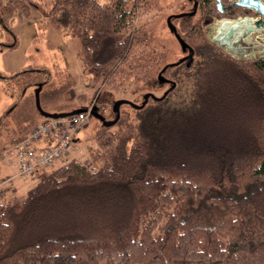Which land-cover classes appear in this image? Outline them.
<instances>
[{
  "label": "trees",
  "instance_id": "trees-1",
  "mask_svg": "<svg viewBox=\"0 0 264 264\" xmlns=\"http://www.w3.org/2000/svg\"><path fill=\"white\" fill-rule=\"evenodd\" d=\"M32 5L0 0V17ZM40 8L81 42L96 84L124 91L155 71L177 83L142 108L125 104L132 112L103 125L84 162L45 170L23 196L0 188V264H264V56L209 43L208 21L226 15L216 1L194 0L172 24L189 66L150 36L155 0Z\"/></svg>",
  "mask_w": 264,
  "mask_h": 264
},
{
  "label": "rangeland",
  "instance_id": "rangeland-1",
  "mask_svg": "<svg viewBox=\"0 0 264 264\" xmlns=\"http://www.w3.org/2000/svg\"><path fill=\"white\" fill-rule=\"evenodd\" d=\"M28 1L34 5L29 8L27 14L16 11L9 19L3 20L0 17V176L5 179L14 174L9 168L16 169V167L2 157L3 146L8 145L13 139H21L42 118L36 105L37 91H39L41 108L46 112L61 113L65 110L77 109V106L95 107L98 114L103 116L104 121L91 117L90 122L79 130L80 138L72 149L70 158L77 156L76 159L84 162L82 160L87 157L88 146L95 144V138L104 122L113 120L115 115L113 105L116 101L123 99L140 106L146 95L166 97L177 83L173 73H166L168 76L163 77L164 81H160L161 74L155 71L151 76L152 82L144 80L148 82L133 84L124 91H115L96 84L91 75L84 71L78 58L81 42L76 37L64 35L61 30L55 28L41 10L40 6L43 8V2L47 7L54 0L43 2L41 0L38 3L39 7H36L39 0ZM100 1L106 3L108 0ZM230 1L237 0H222V3L228 6ZM155 3L156 9L161 13H157V16L154 13L155 17L148 24L150 36L162 51L168 53L167 60L170 63L184 62L189 66L190 55L187 57L182 53L183 48L173 32H175L174 26L180 27L177 16L182 14L179 12H186L191 8V3L188 0H155ZM230 12L221 18L235 23H244V21L264 23V18L257 11L238 7ZM221 18H218V21ZM169 19H172L174 26L169 23ZM147 20H150V17ZM216 20L208 21L207 38L210 44L218 46L209 34L212 26L220 23L214 24ZM258 28L255 31L244 28L234 41L236 52L247 55L243 59L255 58L260 52L264 56V28ZM184 56L186 58L182 59ZM232 56L238 57L236 54ZM157 80L160 84L156 83ZM10 109L13 111L11 112ZM122 111L132 112L126 105H122ZM50 140L47 139V143ZM42 173L45 171L42 170L41 173H36L23 181L15 180L12 185L17 186L18 192L23 196L40 181L39 176Z\"/></svg>",
  "mask_w": 264,
  "mask_h": 264
},
{
  "label": "built area",
  "instance_id": "built-area-1",
  "mask_svg": "<svg viewBox=\"0 0 264 264\" xmlns=\"http://www.w3.org/2000/svg\"><path fill=\"white\" fill-rule=\"evenodd\" d=\"M91 109L62 119H45L36 125L29 136L3 148L2 157L12 162L17 171L11 177H0V188L13 180H26L41 170L55 168L68 162L74 148V136L89 123ZM51 139L50 144H44Z\"/></svg>",
  "mask_w": 264,
  "mask_h": 264
},
{
  "label": "water",
  "instance_id": "water-1",
  "mask_svg": "<svg viewBox=\"0 0 264 264\" xmlns=\"http://www.w3.org/2000/svg\"><path fill=\"white\" fill-rule=\"evenodd\" d=\"M216 1H218L219 11L222 12V9H221L222 0H216ZM235 4H236V6H239L241 8L250 9L252 11H257L258 13H260L264 17V2H263V0H237L235 2ZM259 24H263V22L259 23ZM248 30L251 31L250 28H248ZM182 44H183L184 50H186V46H184L183 42H182ZM223 45H224V42H222V44L220 46H223ZM160 80L163 81V77L161 75H160ZM151 97L154 98V99L157 98L155 96H152L151 94H148L145 97V102ZM36 100H37L36 105H37L38 111H40L41 115L44 116L45 118L62 119V118H66V117L71 116V115H76L79 112L86 111V109H77V110H75L73 112L54 113V114H52V113L44 111L41 108V100H39V91H37V93H36ZM124 104L132 105L133 107H136V108H142V106L144 105L143 104L142 106H138V105H136L134 103H131V102H129L127 100H123V99L121 101H116L114 103V105H113V108H114L113 111L116 114V116H115L114 120H111V122L105 121L104 122V126L112 127V125H114L119 120L118 118L120 117V110L122 108V105H124ZM92 115L95 118H97L98 120L104 121V118L102 117V115H99L96 111H93Z\"/></svg>",
  "mask_w": 264,
  "mask_h": 264
},
{
  "label": "bare ground",
  "instance_id": "bare-ground-1",
  "mask_svg": "<svg viewBox=\"0 0 264 264\" xmlns=\"http://www.w3.org/2000/svg\"><path fill=\"white\" fill-rule=\"evenodd\" d=\"M244 28H253V30L255 31V21L254 23L250 21H244V23H235L230 20L223 19L220 21L219 24H215L212 26L210 35L212 39L216 40V43L221 45L222 42H224L223 46L229 49L234 47V41L239 37V34L242 30H244Z\"/></svg>",
  "mask_w": 264,
  "mask_h": 264
},
{
  "label": "flooded vegetation",
  "instance_id": "flooded-vegetation-1",
  "mask_svg": "<svg viewBox=\"0 0 264 264\" xmlns=\"http://www.w3.org/2000/svg\"><path fill=\"white\" fill-rule=\"evenodd\" d=\"M194 1V0H193ZM192 0H188V2H193ZM216 1V0H215ZM195 3H193V5H194ZM196 6V5H195ZM218 7V6H217ZM194 8H196V7H194ZM236 8V6H235V2H229V4H228V6H224L223 4H222V6H221V9H222V11L224 12V14H227V13H231L230 11H232V9H235ZM219 9V8H218ZM219 11V10H218ZM182 15H180V16H177L178 17V19H180V18H182L185 22H187V19L193 14V13H191V12H189V10L187 11V13L186 12H180ZM183 13H185V14H183ZM177 14H179V13H177ZM172 19H169L168 21H169V23L170 24H172V21H171ZM210 20L211 21H213L211 18H210ZM174 34H175V32H173ZM184 58H186V56L185 57H183L182 59H184Z\"/></svg>",
  "mask_w": 264,
  "mask_h": 264
},
{
  "label": "crops",
  "instance_id": "crops-1",
  "mask_svg": "<svg viewBox=\"0 0 264 264\" xmlns=\"http://www.w3.org/2000/svg\"><path fill=\"white\" fill-rule=\"evenodd\" d=\"M81 107H78L77 106V109H80ZM83 108H85V107H83ZM38 109V108H37ZM77 109H72L71 111H75V110H77ZM11 110V109H10ZM13 110H11V112H12ZM65 112H69L68 110H65L64 112H61V113H65ZM40 115V117H42L39 121H38V124H40L42 121L41 120H43V118H44V116H42L41 115V113L39 114ZM37 125V124H36ZM36 125H34V126H32V128L30 129V130H28V132H26L25 133V135L20 139V138H18V139H13V140H11V141H9L10 143L8 144V145H10L11 143H15V142H19V141H21L23 138H26L27 136H29L30 135V133H31V131H32V129H33V127H35ZM80 138V137H79ZM51 143V140H50V142L49 143H47V139H45L44 140V142H43V145L44 144H50ZM8 145H4L3 146V148L4 147H6V146H8ZM9 169H12V171L15 173V171H16V169L14 168V167H12V168H9Z\"/></svg>",
  "mask_w": 264,
  "mask_h": 264
}]
</instances>
